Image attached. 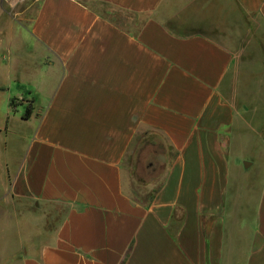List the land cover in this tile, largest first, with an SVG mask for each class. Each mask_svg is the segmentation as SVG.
Segmentation results:
<instances>
[{
  "label": "crops",
  "instance_id": "crops-1",
  "mask_svg": "<svg viewBox=\"0 0 264 264\" xmlns=\"http://www.w3.org/2000/svg\"><path fill=\"white\" fill-rule=\"evenodd\" d=\"M165 1L38 0L39 54L8 108L22 132L0 130V221L16 195L65 213L0 264H264V55L173 31ZM232 3L264 32V0Z\"/></svg>",
  "mask_w": 264,
  "mask_h": 264
},
{
  "label": "rangeland",
  "instance_id": "rangeland-1",
  "mask_svg": "<svg viewBox=\"0 0 264 264\" xmlns=\"http://www.w3.org/2000/svg\"><path fill=\"white\" fill-rule=\"evenodd\" d=\"M37 6L38 0L28 2L0 0V130L12 120V129L17 134L22 132L20 130L22 129L20 128L21 122L17 120L18 116L13 118L9 113V101L19 92V79L16 76H20L22 80L25 78L22 63L35 64L34 58L29 57L39 54L27 33ZM116 17L121 19L118 14ZM154 17L175 32L185 34L203 32L230 49H244V55L247 56L245 58L251 57L253 63H257L261 57L263 58L264 32L252 27L253 19L248 17L243 19L240 16V11L234 7L232 0H166ZM139 20L142 22L144 18ZM16 60L20 62H16ZM257 77L258 75H255L256 83H254L256 85L247 93L246 99L258 103L263 99L260 100V95L255 93V90H258L259 77ZM28 100L27 95L12 99L13 108L24 105V108L19 107V113L25 114ZM262 103L264 104V101ZM152 141L155 142L152 143ZM142 144H147L148 149L153 147L156 151H158L157 149L162 151L160 147L162 141L157 136H151ZM15 145L17 147H12V150L17 158L23 147L19 149L18 144ZM245 160V162H250L248 158ZM158 164L152 168L150 173L158 179L157 185L160 184L166 162H164V166L161 165V162ZM19 182L20 180H18ZM10 183L14 184V177L10 178ZM134 194L137 197H142L135 192ZM13 197L15 196L13 195ZM24 204L25 201L16 195V202L12 203L10 207V219L5 216L4 220L0 221V232L5 230L10 232L9 236H0V248L12 246L13 249H16L20 242L26 239V235L29 238H34L41 226L47 231L54 230L65 213V208L57 205H48L42 211L32 203L26 207ZM21 235L23 236L21 237Z\"/></svg>",
  "mask_w": 264,
  "mask_h": 264
},
{
  "label": "trees",
  "instance_id": "trees-1",
  "mask_svg": "<svg viewBox=\"0 0 264 264\" xmlns=\"http://www.w3.org/2000/svg\"><path fill=\"white\" fill-rule=\"evenodd\" d=\"M11 105L13 106V102L11 103ZM32 114H33V107L30 105V106H28L27 107V109H26V113L24 114V116H23V118L24 119H30V117L32 116ZM155 193L157 192V190H155L154 191ZM154 193V194H155ZM153 195H151V197H152ZM138 199L140 200V201H146L144 198H141V197H138Z\"/></svg>",
  "mask_w": 264,
  "mask_h": 264
},
{
  "label": "built area",
  "instance_id": "built-area-1",
  "mask_svg": "<svg viewBox=\"0 0 264 264\" xmlns=\"http://www.w3.org/2000/svg\"><path fill=\"white\" fill-rule=\"evenodd\" d=\"M22 2H28V1H31V0H21Z\"/></svg>",
  "mask_w": 264,
  "mask_h": 264
},
{
  "label": "water",
  "instance_id": "water-1",
  "mask_svg": "<svg viewBox=\"0 0 264 264\" xmlns=\"http://www.w3.org/2000/svg\"><path fill=\"white\" fill-rule=\"evenodd\" d=\"M248 166H249V163L246 164V167H248Z\"/></svg>",
  "mask_w": 264,
  "mask_h": 264
}]
</instances>
